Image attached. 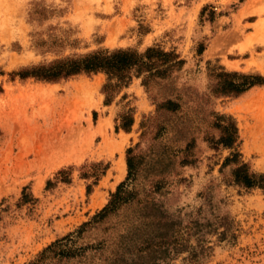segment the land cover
I'll list each match as a JSON object with an SVG mask.
<instances>
[{"label": "rangeland", "instance_id": "rangeland-1", "mask_svg": "<svg viewBox=\"0 0 264 264\" xmlns=\"http://www.w3.org/2000/svg\"><path fill=\"white\" fill-rule=\"evenodd\" d=\"M147 49L174 56L163 76L15 75ZM219 73L264 79V0H0V264H28L68 235L77 256L62 264H108L150 216L185 244L168 264H264V193L230 176L239 162L264 173V84L222 96ZM227 122L230 149L215 144ZM120 184L124 202L92 222Z\"/></svg>", "mask_w": 264, "mask_h": 264}, {"label": "trees", "instance_id": "trees-1", "mask_svg": "<svg viewBox=\"0 0 264 264\" xmlns=\"http://www.w3.org/2000/svg\"><path fill=\"white\" fill-rule=\"evenodd\" d=\"M173 58L174 56L169 53L154 49H147L143 55H137L129 50L97 51L76 59L56 61L47 66L32 67L15 75L20 79L33 78L54 82L80 73L103 72L108 77H115L119 81H123V79L127 80L129 72L135 69L139 73L140 71L148 73V77H161L173 66V64H169ZM157 66L165 67L156 69ZM216 77H218L219 81L212 89V92L222 96H237L251 87L264 84V79L259 75L219 73ZM107 87L105 85L102 88L104 94ZM105 103H108L107 97L105 98ZM158 107L166 111H173L175 105L170 100H166ZM217 128L220 130V137L215 144L228 149L232 148L236 142V131L233 123L227 122L224 125H218ZM129 152L130 150L127 151V154ZM235 157H238V155L233 154L230 158H226L223 166L230 163L235 164ZM126 167L129 175L132 168L130 157L126 159ZM96 176V174L92 175L95 179ZM230 176L232 185L244 190L257 189L264 193V173H253L246 164L239 162L232 169ZM124 194L122 192V184L118 185L116 191L110 196L108 204L92 218V222L103 218L117 204L123 203L125 200L123 198ZM149 218L148 224H146L147 231L139 237L128 239L130 249L126 246L122 247L120 245L122 244L121 240L116 249L110 253L108 264H168L172 257L186 251L185 244L178 241L179 233L175 228L176 224L174 222L161 217L150 216ZM220 220L223 221L224 219ZM218 223L222 224L221 222ZM88 225L89 223L83 224L76 233L79 234ZM195 234L196 231L192 235ZM136 241L138 242L135 243ZM67 242L72 243L69 235L44 248L28 264H62V262L76 257L77 253L75 251L73 252L71 249L66 248ZM123 251L128 252L129 256L127 259L124 258ZM193 255L194 253L190 255V261Z\"/></svg>", "mask_w": 264, "mask_h": 264}, {"label": "bare ground", "instance_id": "bare-ground-1", "mask_svg": "<svg viewBox=\"0 0 264 264\" xmlns=\"http://www.w3.org/2000/svg\"><path fill=\"white\" fill-rule=\"evenodd\" d=\"M60 147V146H59ZM64 147V146H63ZM65 148V147H64ZM116 166H118V171H120V172H124V162L122 161V158H121V160L120 161H118V165H116ZM116 170H117V168H116ZM118 174H120V173H118ZM121 175V174H120Z\"/></svg>", "mask_w": 264, "mask_h": 264}]
</instances>
